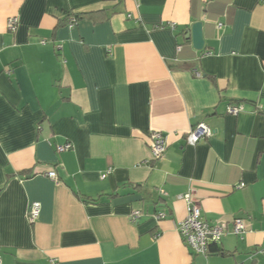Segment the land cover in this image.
Returning a JSON list of instances; mask_svg holds the SVG:
<instances>
[{
    "label": "crops",
    "instance_id": "1",
    "mask_svg": "<svg viewBox=\"0 0 264 264\" xmlns=\"http://www.w3.org/2000/svg\"><path fill=\"white\" fill-rule=\"evenodd\" d=\"M196 22L202 51L187 38ZM199 123L213 136L191 146ZM153 132L167 141L157 160ZM190 190L209 225L227 223L228 255H195L181 238ZM0 255L264 264V0H0Z\"/></svg>",
    "mask_w": 264,
    "mask_h": 264
},
{
    "label": "built area",
    "instance_id": "2",
    "mask_svg": "<svg viewBox=\"0 0 264 264\" xmlns=\"http://www.w3.org/2000/svg\"><path fill=\"white\" fill-rule=\"evenodd\" d=\"M77 20L72 17L69 20L70 27L76 25ZM17 20L16 18H11L8 21L9 29L12 31L16 30ZM222 24H219V28H222ZM9 74L13 72L12 69L7 71ZM197 76H201L200 73H197ZM228 113L237 115L241 107L240 106H229ZM213 136L212 129L205 123H199L193 127L187 134L186 140L187 143L191 146L197 145L200 141L207 140ZM150 151L151 156L154 160L159 159L167 150V141L166 136L162 132H153L150 136ZM72 148L70 143L59 146L58 151L64 152ZM110 172V170H109ZM107 172L102 176L106 178ZM50 179L56 181L57 174L55 171H49L46 174ZM244 185L242 184L241 187ZM183 199L188 205L189 213L185 219L179 222L177 225V230L180 233L181 238L183 239L186 246L195 254V255H210L209 248L213 243H219L222 237L225 235L228 225L227 223H217L215 225H209L202 217L201 206L195 198L193 191L190 190L183 196ZM41 204L39 202H33L30 206L28 212V220L30 223H35L41 213ZM142 216L140 210H135L131 214V219L134 223H137ZM156 220H162L166 217L164 213H157L154 216ZM248 227L246 221L243 218H235L233 221V233L241 238L247 233ZM2 263V256L0 255V264ZM51 264H58V261L55 259L51 260Z\"/></svg>",
    "mask_w": 264,
    "mask_h": 264
},
{
    "label": "water",
    "instance_id": "3",
    "mask_svg": "<svg viewBox=\"0 0 264 264\" xmlns=\"http://www.w3.org/2000/svg\"><path fill=\"white\" fill-rule=\"evenodd\" d=\"M204 24L196 22L192 25L191 30L188 32V39L192 40L193 46L197 51H202L205 48L204 39Z\"/></svg>",
    "mask_w": 264,
    "mask_h": 264
},
{
    "label": "trees",
    "instance_id": "4",
    "mask_svg": "<svg viewBox=\"0 0 264 264\" xmlns=\"http://www.w3.org/2000/svg\"><path fill=\"white\" fill-rule=\"evenodd\" d=\"M76 20H78L80 18V16H73ZM218 243H213L210 245V250H209V254L210 255H221V256H226L228 255L226 252H224L222 249H220L217 245Z\"/></svg>",
    "mask_w": 264,
    "mask_h": 264
}]
</instances>
